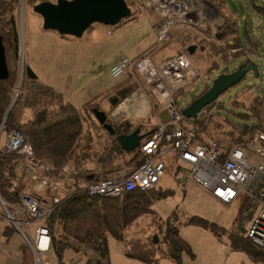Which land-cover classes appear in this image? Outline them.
<instances>
[{"label": "trees", "instance_id": "16d2710c", "mask_svg": "<svg viewBox=\"0 0 264 264\" xmlns=\"http://www.w3.org/2000/svg\"><path fill=\"white\" fill-rule=\"evenodd\" d=\"M44 1L48 0H29L28 4H32L34 7ZM194 1L215 9L217 17L220 20L223 19L224 11L221 6L224 3L222 0ZM7 2L9 1L0 0V36L3 38L9 68L8 79L0 81V126L4 123V131L14 129L22 132L26 142L32 146L35 156L51 163L57 177L65 178L63 168L77 165L75 166L76 172H73L71 176L75 184L68 189V197L56 207L44 223L51 235L50 253L59 264H65V253L69 250L74 253H83L85 264H111L109 239L113 237L126 244L125 254L130 259L144 264H154L161 258L168 257L182 263L183 255H192V252L190 246L180 237L179 229L175 224H167L164 232L161 228L159 229L164 233V239L161 241L159 239L158 243H155L154 236L149 239L138 238L133 240L125 239L124 236L125 232L137 223L142 215L154 214L155 203L169 197L171 191L157 190L156 187L147 191L136 189L119 198H105L90 196L78 185L81 181H87L86 178H95L90 181L104 180L123 167L134 166L136 168L140 161V163L143 162L139 149L136 150V154L123 151L117 141V135L122 134L119 125L113 124L117 134L112 136L106 132L101 124L94 122L96 128L98 126L108 134L112 144L102 153H96L95 159L100 167L99 171L85 169L84 166L92 163L93 157L89 148L82 146L85 136L84 116L74 105L66 102L61 94L41 83L35 72L28 66H25L20 92L8 113L17 93L19 81L15 67L19 56L20 32L19 22L14 13L19 0ZM256 10L259 14L264 15V7L256 6ZM214 38L207 41L211 43L213 49L218 50L216 55L221 57L222 63L225 65L228 64L232 54L226 53V49L222 47L224 44L231 50L246 49L244 54H236L235 57L242 55L248 57L250 53L258 50V43L249 41L247 45L242 44L238 36L236 20L232 22L231 26L219 24L217 35ZM213 68L217 71L221 68V64L215 62ZM226 73H228L227 68L223 71V74ZM208 89L207 87L201 94H204ZM54 101L57 102L55 105L59 106L58 109L53 107ZM232 103L234 107L248 111L246 115L241 117L245 122L244 125H234L228 122L227 130L224 132L232 146H239L245 137H252L255 132L264 127V98L259 95L256 96L250 106L238 101ZM212 105L217 104L215 102ZM219 107L222 108V106ZM92 109L87 111L90 118H93ZM25 110H31L33 117L27 118ZM204 115L205 112L200 119L198 117L197 120L193 121L195 129L199 133L207 131L206 123L208 120L204 119ZM156 127L154 126L149 135L154 132ZM97 130L99 129L97 128ZM133 130L134 126H131L127 133ZM202 139L204 140L203 137ZM214 142L228 150L221 142L216 140ZM126 155L133 157L126 165L115 167L118 158ZM20 159L21 156L15 153H7L4 147L3 149L0 148V197L10 212L17 205H20L22 184L16 180V169ZM187 224L216 232L215 225L202 218L189 219ZM15 230L12 225H9L6 228L5 239L9 240ZM232 244L236 251L245 252L254 262L264 264V254L248 238L235 237ZM25 254V264L35 262L34 254L28 247Z\"/></svg>", "mask_w": 264, "mask_h": 264}, {"label": "built area", "instance_id": "2783aa9c", "mask_svg": "<svg viewBox=\"0 0 264 264\" xmlns=\"http://www.w3.org/2000/svg\"><path fill=\"white\" fill-rule=\"evenodd\" d=\"M142 4L156 16V44L135 60L123 59L111 69V75L115 79L131 77L137 84L140 81L144 83L153 94L157 91L159 98L166 100L163 111L167 112L169 121L163 122L159 118L154 132L141 142L139 150L143 162L140 161L136 168L123 167L104 180L81 181L78 185L90 196L105 198H119L136 189L151 190L167 172L163 158H172L177 166L180 190L185 191L190 183H195L224 204L240 205L243 212L241 226L246 228L248 225L246 238L264 254V130L253 134L248 147L232 146L225 150L217 142L203 140L202 134L193 124H188L182 114L185 105H180L183 96L196 91L195 85L199 81L197 70L184 54L155 61V53L184 24L200 27L212 37L216 36L218 28L211 25L208 17L198 14L194 0H143ZM190 18L198 21L194 23ZM249 91L259 95L257 86H252ZM136 95L129 100H135ZM3 124L0 126V138L5 135L4 149L7 153L21 156L17 165L19 175L16 177L17 182L23 185L17 210L20 220L10 213L0 198L2 207L33 252L48 253L52 242L48 228H36L33 243H30L20 225L29 228L32 221L45 222L52 215L68 197V189L75 184L68 177L75 167H64L65 178L56 180L53 165L35 156L24 134L14 129L4 131Z\"/></svg>", "mask_w": 264, "mask_h": 264}, {"label": "rangeland", "instance_id": "374dc122", "mask_svg": "<svg viewBox=\"0 0 264 264\" xmlns=\"http://www.w3.org/2000/svg\"><path fill=\"white\" fill-rule=\"evenodd\" d=\"M7 1L12 2L13 0H7ZM28 1L29 0H19V4L18 6H16L14 12L19 22L18 25L20 32L19 56H18V60L16 61V67H15V70L17 72V78L19 80L17 90L20 84V79L21 77L23 78L26 63H29L28 60L29 43H32L33 41L37 40L35 34L36 30L34 29L33 26L34 18L36 17L33 13L34 10L31 11L29 9V6L33 8V5L28 4ZM48 1L57 2V0H48ZM222 1L224 4H222L221 8L224 12L222 15L223 19L220 20V25L227 24V26H231L232 22L236 20L238 25V36L242 44L247 45L249 41L252 43H258L259 54L252 55V58L257 59V64L260 72L259 78H255L253 77L252 74H249L246 80H243L240 84L236 85L228 92L220 96V98L216 101L217 105H211L209 108L204 110L205 111L204 119L208 120V122L206 123L207 131H205V133L201 131L204 140L206 141L216 140L221 142L224 145V147L229 148L232 147V145L224 135V132L225 130H227L226 128L228 127V122L234 125H244L245 122L241 117L248 113L246 109L234 107L232 102L238 101L246 104L247 106H250L251 102L256 97L255 95L249 92V89L252 86H257L260 97L264 98V15L259 14L256 10V6L264 7V0H222ZM126 2L132 10V15L130 18L127 19V22L128 21L134 22L133 23L134 25H132L131 27L128 26L126 30L119 31L118 34L115 35V38H109L103 44L97 45L100 41H102L101 40L102 38L99 40H94L95 43L94 42L88 43L87 46L91 47L90 53L88 55L80 56V53L78 52L76 60L75 62H73V64H75L74 71L68 68V64L72 65V63L68 62V58L66 59V61L64 60V58L62 60L64 53L66 52V54H68L69 49L66 50L65 47L61 49L59 47L60 45L56 46L52 43V45H54V48L52 47L50 49L49 54L53 56H55L56 54H62V57L57 59V62L59 64L64 63V65L62 69L63 73L59 72L60 69H58V73L56 74L55 71H53V73L49 75L50 78H48V81L53 83L56 87L64 89L65 91L68 90V87L72 88L76 86L77 94L75 98L79 97V95L81 94H85L86 98H88V95L91 98L92 97L98 98V100H96L95 105L88 104L91 103V101H86V99H80V100L78 99V102L81 103L80 105L86 111L91 110L93 107L94 108L98 107L96 105H99L100 108L99 107L98 108L104 111L108 115H110V111L113 109V106L108 99L109 97H111L112 99L115 98L114 96H116L117 92L115 91L113 96H109L110 94H112V92L111 91L104 92L105 90L102 91L103 84H104L103 85L104 88L115 89L117 86L126 82L127 84L126 87L122 89L125 94V99L127 98L126 100H129V98L132 97V95H136L135 92L138 91V89L140 88L139 85L143 86L145 90L141 89L142 93L140 92V90L137 93L138 95H140V98L143 96V98H141L142 100L139 103L141 110L139 114H142L148 107L152 110V114H150V116L146 117L145 119H136V120L132 119L131 121L134 122L133 124L134 128L144 124V128L143 126H141L142 132L144 133L145 131V133L147 132L150 133L154 129V125L156 123L155 115L157 116V113L160 110V108L155 107L156 104L152 102V97L153 98L157 97V99H159V101L162 104H165L166 100L160 99L157 91H156V96H154L153 92L150 91L144 83H141V81L136 85L135 82L134 84H131L132 82L129 81L128 76H123L118 79L113 78V76L110 74V68L112 64H110L108 59L106 61L101 60L102 57L101 52L107 53L109 50L116 51V53H114V55L111 56L110 58L112 60L117 59L119 57L122 58L130 57L132 60V58L135 57L134 56L135 50H137L138 48L145 47L147 45V42L152 40V36L154 37V42L152 47L155 46L156 44L155 32L153 30L154 27L152 28L150 21L147 18L143 19L142 21L138 20L144 14L153 15L154 17H156L155 14H153L150 10H148L143 6L142 4L143 0H126ZM205 9L208 12H212V9L206 5H205ZM213 13L217 14L215 9L213 10ZM190 20L193 21L194 23L198 21V19H194V18H190ZM156 22L157 19L155 20V23ZM190 26H191L190 23L181 26L179 30L174 32V35L171 38V40L155 53V57L159 62L163 61L165 58L168 57H175L184 54L189 59L192 67L197 70L199 74V81L195 85L196 91L189 92L181 98L180 105L182 106L190 103L192 99H194L195 97L201 96L202 95L201 93H203L204 90L207 89V87L208 88L211 87L215 78L223 74L225 68L228 69V73H231L236 68H238V66L244 63L246 58L251 59L250 56L248 57H245L244 55L236 56V57L234 56L236 54H244L246 49L244 50L241 48L235 50L236 52L234 53L232 52L231 49L227 48L226 44H224L222 47L226 49V53H228V55L232 54L229 57L230 59L228 61V64L225 65L224 63H222L223 61L221 60V57H218L216 55L218 50L213 49L211 43H209L208 41H206L205 43H200V41L198 40V36L194 35L195 33L194 30L187 28ZM198 29H200V27ZM217 31L218 30H216V33ZM39 44H40L39 48H43L44 43L40 42ZM194 45L197 46V48L193 53H191L188 50V48ZM56 48L58 49L56 50ZM85 49L86 48L83 47L79 51H84ZM253 53L255 54V52H252V54ZM92 56H94V58L98 57L96 68H93L92 66L95 62L90 64ZM215 62L221 64V68L217 71H215L213 68ZM41 67H42V63L38 68V73L40 74L41 77H44L46 75V72H44L43 68ZM91 70H94L95 72L93 71L90 72L89 74L90 76L95 74L98 75L102 74V77L99 78L98 80H94L92 77L87 78L86 81H88L87 82L88 85L87 87L83 88L82 81L85 77L83 73ZM78 71H79V75H78ZM72 72L74 73L72 74ZM65 94L70 95L71 93L65 92ZM143 100L145 102V105L143 103ZM123 102L124 101L122 100L118 105V107L119 106L122 107ZM56 103L57 102L54 101L52 104L55 109H58L59 106L58 105L56 106L55 105ZM219 106H222V108H220ZM202 115L203 112L199 114V119L202 117ZM89 118L90 116H88V119ZM88 119L85 118L86 121L85 122L86 131H84L85 141L84 143L82 142V146L88 147L89 150L92 152L93 161L92 163L90 162L87 165H85L84 168L89 170L99 171L100 167L98 166L97 160L95 159L96 153H102L104 150H106L108 147L111 146L112 142L110 137L105 131H103L98 126L97 128L99 130H97L96 125H94V123L92 122L93 118H90L89 122ZM193 121L194 120L187 119L188 124H194ZM95 122L98 123L97 121ZM251 124H253L252 121ZM195 126L198 127L197 125ZM90 128L95 132L91 133L92 131H88ZM238 130H240V128H238ZM262 130H264V127L260 131ZM87 132H89L88 135H86ZM4 136L5 135L1 137L2 139L0 138L2 140L1 141L2 145L4 144V138H5ZM250 138H251L250 136L245 137L243 139V143L239 144V146L248 147L250 143L249 140ZM248 151L250 153L249 149ZM134 154H136V151L134 152ZM163 159L168 166L167 172L161 178L156 189L162 191H171V195L166 199L155 203L153 207L154 214L142 215L138 219L137 223L132 225L125 232L124 235L125 239L128 240L129 239L133 240L138 238L149 239L153 236H157L158 239H160L161 241L164 239L163 232L168 226L167 224H175V226L178 227V229L179 228L182 229L183 235L187 237L188 235H190L188 233L189 230H194L192 227H189V225H186L188 220L192 218H202L207 220L209 223L215 225L214 227H216L217 235L223 234L225 230L224 228H222L223 227L222 225L223 223L226 224L230 221L231 217H229V212L231 211L223 207L221 203L219 204L217 203V201L215 202L214 200L216 198L209 191L205 190L198 184L190 183L185 191L180 190L179 184L177 182V171H178L177 166H175L174 161H172V158L167 160V158L164 157ZM116 163L122 164V159L119 158L115 162V164ZM127 167L129 169L134 168V166H127ZM110 176L111 175L107 177ZM19 207L20 205H17L14 210L17 212ZM12 214L14 215V212ZM242 214H241V218H242ZM6 219H8L9 224L16 229L13 222L9 219L8 216H6ZM17 220L18 221L20 220L19 216ZM44 223L45 222L42 221L31 222L30 229L33 230V232H32V236L31 235L28 236L30 238L29 239L30 243H33L32 241L35 236L34 229H36L37 226L46 225ZM240 224L237 227L238 228L241 227V230H243ZM20 226L22 230L26 234H28L29 228L25 225H20ZM160 228L163 230V232L159 230ZM247 230H248V225L246 226V229L243 232H241L244 237H247ZM15 231H17V229ZM109 241H110L109 245H110L111 264L113 263L115 264L116 262H118L121 252L126 250L125 248L126 244L123 241H118L114 239L113 237H110ZM29 247L32 250L30 244ZM32 253L34 254L35 257V262L33 261L32 264H52L54 262V257L50 252L49 254L48 253L39 254L38 252H32ZM76 254L77 255H74L76 260L75 264H85V257H83L84 256L83 253H76ZM71 256H72L71 253L68 254V256L66 253V258L68 262L71 261L69 260ZM69 264H72V262H69ZM135 264H140V263L135 262Z\"/></svg>", "mask_w": 264, "mask_h": 264}, {"label": "crops", "instance_id": "0c3cea01", "mask_svg": "<svg viewBox=\"0 0 264 264\" xmlns=\"http://www.w3.org/2000/svg\"><path fill=\"white\" fill-rule=\"evenodd\" d=\"M197 4H198L197 7H198V11H199L198 14L202 17H208L211 25L215 28H218V26L220 24V19H218L217 14L213 13L214 9L211 8L212 12H208L205 9V4L200 3V2H198ZM208 7H210V6H208ZM29 9L31 11H33V8H31L30 6H29ZM33 13L36 17V18H34L33 26H34V29L36 30L35 34H36L37 40L33 41L34 43L33 42L29 43V52H28L29 63L25 62L26 66L30 67L35 72V74L38 76L41 83L53 88L57 93L62 95V97L64 98V100L66 102L71 103L77 109H79L81 111L82 115L84 116V131H86L85 130V122H86L85 118L88 119V115H87V111L85 109H83L82 106L80 105L81 103L78 102V99L79 100L80 99H86V101H91V103H88V104L95 105L96 100H98V98H96V97L91 98V97H89V95H88V98H86L85 94H81V95H79V97L75 98V96L77 94L76 86L72 87V88L68 87V90L65 91L64 89L56 87L53 83L48 81V78H50L49 75H51V73H53V71H55V74H56V73H58V69H60L59 72L63 73L62 69H63V65H64V63L59 64L57 62V59L61 58L62 54H56L55 56H53V55L49 54V51L52 47L54 48V45H56V46L60 45L59 47L61 49H63L64 47L66 48V50L69 49L68 54H66V52L64 53L62 60L64 58V60L66 61V59L68 58V62L72 63V65L68 64V68H70L72 71H74L75 64H73V62H75L78 52L80 53V56L88 55L90 53L91 47L87 46L88 43L94 42V40H99L102 38L101 39L102 41H100L97 45L103 44L109 38H115V35H117L119 31L126 30V28L128 26L131 27L132 25H134L133 24L134 22H131V21L127 22V20H124L123 22H121L116 27H108V26H105L102 24H94L92 27H90L85 32V34L82 36V38H74L71 36H61L59 33L55 32V31L44 30L43 29V19L41 18L40 15L36 14L34 11H33ZM145 18H147L150 21L151 26L153 28L155 25L156 17H154L153 15H147V14L145 15L144 14L138 20L142 21ZM187 28L194 30V32L196 33V34L194 33V35L198 36V40L200 41V43H205L207 40H211L213 38V37L211 38L210 34H207L203 31H201L200 29H198L197 27H195L193 25H191L190 27H187ZM155 38H156V36H155ZM38 39H39V41H38ZM40 42L44 43L43 48H39ZM153 42H154V37L152 36V40L148 41L147 45L145 47L138 48L137 50H135V53H134L135 57H133L132 60L133 59L135 60L136 58H138L139 56H141L145 52L150 51L154 47V46L152 47ZM52 43L54 45H52ZM83 47L86 49L84 51H79ZM57 49L58 48H56V50ZM101 53H102L101 60L106 61L108 59L110 64H112L111 68H110V74H111V69L116 64L121 62L123 59H130L131 60L130 57H123V58L119 57V58L114 59V60L110 59L111 56H113L114 53H116L115 50H109L107 53H105V52H101ZM256 54L257 55L259 54L258 50H257V52H255V55ZM249 56L251 57V60H255V62H257V59L252 58L251 53L249 54ZM97 61H98V57L94 58V56H92L90 64L95 62L92 65L93 68H96ZM155 61L158 62L156 57H155ZM41 63H42L41 68H43V71L46 72V75L44 77H41L40 74L38 73V68L40 67ZM79 71H78V75H79ZM92 71L95 72L94 70H91V71H88V72L86 71L83 73V75H85V77L82 81L83 88L87 87V85H88V83H87L88 81H86L87 78L92 77L94 80H98L99 78L102 77V74L101 75L95 74V75L90 76L89 74ZM73 73L74 72H72V74ZM127 79H128V77H127ZM129 81L132 82L131 84H134L133 79L130 77H129ZM68 84H69V82H68ZM135 84L137 85V83H135ZM103 85H102V87H103L102 91L103 90H105L104 92L111 91L112 94H110L109 96H113L115 91L117 93L123 91L122 89L125 88L127 84L125 82V83L117 86L115 89H107V88H104ZM138 90L142 91L141 89H138ZM143 90H145V89L143 88ZM65 92H70L71 94L66 95ZM249 92L251 93V91H249ZM154 96H156V94H154ZM141 98L138 95H136L135 100H126L127 98L125 99V97H124V98L120 99L118 104L113 105L112 101L114 100V98L112 99L111 97H109L108 100L111 102V104L113 106V109L110 111V115L107 114L109 116V122H112L113 124H116V125H120L124 122H130L131 125L134 126L133 125L134 122L131 121L132 119L133 120L134 119L135 120L136 119H145L146 117L150 116V114H152V110L149 107L142 114H139L141 111L140 106H139V103L142 100ZM122 100L124 101L122 107H120V106L118 107V105L120 104V102ZM193 100H195V98L192 99V101ZM152 102H154L156 104L155 107L160 108L159 112L157 113V116L155 115L156 123L154 126H157V124L159 122L160 114L163 112V104L159 101V99H157V97H154V98L152 97ZM143 103H145L144 100H143ZM190 103H188V104H190ZM187 105H185V107ZM96 106L99 107V105H96ZM25 116L27 118H32L33 117L32 111L26 110ZM118 116H120L119 120L115 121L114 119ZM93 119H92L93 123L95 121H97L94 117H93ZM89 121H90V118L88 119V122ZM141 126H143V128H144V124ZM141 126H138V127H141ZM91 128L88 131H92L91 133L95 132ZM144 133H145V131H144ZM147 133H149V132H147ZM88 134H89V132L86 133V135H88ZM1 139H0V148L3 149V147L5 145V138H4V144L3 145L1 144V141H2ZM132 157L133 156H128V155L120 157L122 159V164H120L121 163V161H120L119 164L116 163L114 166L120 167L121 165L128 163L132 159ZM73 167H75V166H73ZM72 169H74V168H72ZM73 172H76V168L74 169ZM73 172L68 174V176H70L69 177L70 180H72V181H74L73 178H71ZM16 173H17V175H19V172L17 171V169H16ZM54 176H55L56 180H58L60 177H62V176L57 177L56 175H54ZM93 179H95V178L94 177L86 178L87 181L93 180ZM22 187H23V185H22ZM214 201L215 202L217 201V203H219V204L221 203V205H223V207H225L227 210L231 211V212H229V217H231L230 221L226 224L223 223V225H222L223 226L222 228H224V230H225L224 233L221 235H217L216 232H214L210 229L202 228V227L195 226V225H189V227H192L194 230H189L188 233L190 235H188L186 237L183 235L182 229L179 228L180 237L190 246L192 255L184 254L183 258H182V263L174 261L168 257L167 258L163 257L158 262H156L154 264H258L256 262H254L247 253L242 252V251H236L233 248L234 247L232 244L233 239L235 237L243 236L241 232H243L246 229V228L242 227L243 230H241V227L240 228L237 227L241 222L242 210H241L240 205L237 203L224 204V203L220 202L218 199H215ZM13 212L16 215V218H18V216H20V214L18 212H16L15 210H13L10 213H13ZM6 216H8L7 212L2 208V204L0 201V264H25L24 263V261L26 260L25 251L27 249V246L30 249L29 244L27 243L25 237L18 230L13 232V234L11 235L9 240L5 239L4 235L6 232V228L10 225L8 219H6ZM186 225H188V224H186ZM42 226H45V225H42ZM240 226H241V224H240ZM38 227H40V226H37V228ZM35 230L36 229H34V233H35ZM32 232H33V230H31L29 227L27 236H30V235L32 236ZM66 253H67V256L70 253L72 255L69 259L71 261H69V262H72V261L75 262L76 261L75 257H74V255H77L76 253H74L73 251H70V250L67 251ZM66 253H65V259H64L65 264H69V262L67 261V258H66ZM48 254H49V252H48ZM56 262L57 261L54 258V262L52 264H55ZM135 262H139V261L128 258L125 254V251H122L120 254V257L118 259V262H116V263L117 264H135ZM139 263L144 264L141 262H139Z\"/></svg>", "mask_w": 264, "mask_h": 264}, {"label": "water", "instance_id": "95a60500", "mask_svg": "<svg viewBox=\"0 0 264 264\" xmlns=\"http://www.w3.org/2000/svg\"><path fill=\"white\" fill-rule=\"evenodd\" d=\"M36 14L43 19V29L55 31L61 36H71L82 38L85 32L94 24H102L108 27H116L125 19L132 15V10L126 0H57V2L44 1L33 7ZM22 45V44H21ZM197 46H190L188 50L193 53ZM244 65L238 66L233 72L221 74L213 81L211 87L201 96L193 100L183 108L182 114L190 120H197L199 114L207 107L215 103L220 96L230 89L246 80L249 74L255 78L260 77L257 62L246 58ZM9 77V68L7 63L6 50L3 44V38L0 36V81H5ZM22 77L14 100L10 106L12 109L21 86ZM123 91L118 92L112 101L113 105L118 104L120 99L124 98ZM92 113L99 124L106 132L115 136L116 128L112 122H109V116L99 108H93ZM163 122L169 121L167 112L160 114ZM118 121L119 118H115ZM130 122H124L119 125L122 134L117 135V141L125 152H135L139 149L141 142L149 135L143 133L142 127L135 128L128 132L131 127ZM1 198V197H0ZM155 243L159 242L157 236H154Z\"/></svg>", "mask_w": 264, "mask_h": 264}, {"label": "flooded vegetation", "instance_id": "af4514ba", "mask_svg": "<svg viewBox=\"0 0 264 264\" xmlns=\"http://www.w3.org/2000/svg\"><path fill=\"white\" fill-rule=\"evenodd\" d=\"M186 118V117H185ZM187 119V118H186ZM130 133V132H129Z\"/></svg>", "mask_w": 264, "mask_h": 264}, {"label": "bare ground", "instance_id": "6f19581e", "mask_svg": "<svg viewBox=\"0 0 264 264\" xmlns=\"http://www.w3.org/2000/svg\"><path fill=\"white\" fill-rule=\"evenodd\" d=\"M94 197V196H93Z\"/></svg>", "mask_w": 264, "mask_h": 264}]
</instances>
